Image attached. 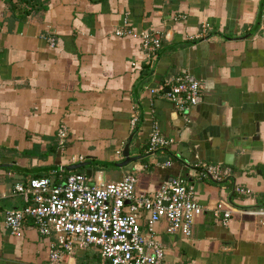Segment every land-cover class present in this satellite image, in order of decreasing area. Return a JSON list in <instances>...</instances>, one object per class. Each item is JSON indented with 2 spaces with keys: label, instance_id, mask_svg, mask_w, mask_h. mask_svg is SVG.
Returning a JSON list of instances; mask_svg holds the SVG:
<instances>
[{
  "label": "crops",
  "instance_id": "1",
  "mask_svg": "<svg viewBox=\"0 0 264 264\" xmlns=\"http://www.w3.org/2000/svg\"><path fill=\"white\" fill-rule=\"evenodd\" d=\"M25 1L0 0V208L23 206L15 183L60 167L104 182L131 173L135 193L146 194L182 175L203 211L187 237L155 224L163 263L264 264V216L243 212L264 208V0H39L45 10L28 13ZM201 22L205 36L189 39ZM117 28L155 34V58L147 63L138 38L115 36ZM182 72L200 96L180 114L148 89ZM60 124L68 132L61 149ZM153 125L172 143L146 153ZM196 162L227 165L231 177L196 179ZM232 182L249 196L232 192ZM218 200L231 207L225 224L211 213ZM0 264H48L29 220L19 237L0 226ZM62 264L109 263L88 247Z\"/></svg>",
  "mask_w": 264,
  "mask_h": 264
},
{
  "label": "built area",
  "instance_id": "2",
  "mask_svg": "<svg viewBox=\"0 0 264 264\" xmlns=\"http://www.w3.org/2000/svg\"><path fill=\"white\" fill-rule=\"evenodd\" d=\"M126 25V21L123 23ZM208 24L201 22L197 33L189 39H202ZM115 36L138 38L146 62L155 58L159 38L146 31L117 28ZM51 43V42H50ZM150 94H160L180 114L197 104L200 84L186 72L164 80ZM135 115L129 119L131 128ZM67 130L60 124L56 131L58 148L67 138ZM172 143L156 126L147 134L146 153L162 151ZM119 153L118 151L116 152ZM71 162L81 156H71ZM169 159L162 167L170 166ZM63 168L49 176L29 178L24 184L15 183L13 192L21 195L23 206L0 208V226L9 234L19 237L23 224L29 220L39 236L46 241L47 263L62 264L77 249L94 248L99 257L109 264H164V251L154 236V227L166 222V232L187 237L192 224L203 207L195 198L192 180L175 175L159 183L149 194L135 193L136 178L124 174L117 181L104 182L100 176L91 177L73 172L62 175ZM196 179H207L222 184L231 177V169L220 163L196 162L190 169ZM232 192L249 196L250 190L232 182ZM251 216H264V208L243 211ZM213 216L220 215L221 223L231 213V207L218 200L211 209Z\"/></svg>",
  "mask_w": 264,
  "mask_h": 264
},
{
  "label": "trees",
  "instance_id": "3",
  "mask_svg": "<svg viewBox=\"0 0 264 264\" xmlns=\"http://www.w3.org/2000/svg\"><path fill=\"white\" fill-rule=\"evenodd\" d=\"M24 3L28 4L29 6L28 10H25V13H28L30 11H33V12L44 11L46 8L45 2L40 3L39 0H32L31 2L29 0H26ZM12 7H13V4L9 2V8L12 9Z\"/></svg>",
  "mask_w": 264,
  "mask_h": 264
},
{
  "label": "water",
  "instance_id": "4",
  "mask_svg": "<svg viewBox=\"0 0 264 264\" xmlns=\"http://www.w3.org/2000/svg\"><path fill=\"white\" fill-rule=\"evenodd\" d=\"M128 152H127V150H126V148H124L123 149V151H122V155L125 157V160L123 161V163L122 164H124V163H126V161L128 160ZM226 164H229L230 162H228V161H224Z\"/></svg>",
  "mask_w": 264,
  "mask_h": 264
}]
</instances>
